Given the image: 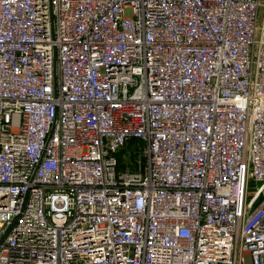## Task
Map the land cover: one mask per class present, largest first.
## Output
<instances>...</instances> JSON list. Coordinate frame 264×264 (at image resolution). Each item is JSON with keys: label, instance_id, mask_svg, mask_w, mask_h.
Masks as SVG:
<instances>
[{"label": "built area", "instance_id": "2783aa9c", "mask_svg": "<svg viewBox=\"0 0 264 264\" xmlns=\"http://www.w3.org/2000/svg\"><path fill=\"white\" fill-rule=\"evenodd\" d=\"M0 264H264V0H0Z\"/></svg>", "mask_w": 264, "mask_h": 264}, {"label": "rangeland", "instance_id": "374dc122", "mask_svg": "<svg viewBox=\"0 0 264 264\" xmlns=\"http://www.w3.org/2000/svg\"><path fill=\"white\" fill-rule=\"evenodd\" d=\"M260 18H261V8H260L259 15H258V22L260 21ZM254 187H255V184H253V187L250 188V193L254 190Z\"/></svg>", "mask_w": 264, "mask_h": 264}, {"label": "trees", "instance_id": "16d2710c", "mask_svg": "<svg viewBox=\"0 0 264 264\" xmlns=\"http://www.w3.org/2000/svg\"><path fill=\"white\" fill-rule=\"evenodd\" d=\"M133 140H134V139L129 140V144H131V143L133 142Z\"/></svg>", "mask_w": 264, "mask_h": 264}]
</instances>
